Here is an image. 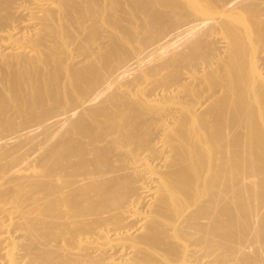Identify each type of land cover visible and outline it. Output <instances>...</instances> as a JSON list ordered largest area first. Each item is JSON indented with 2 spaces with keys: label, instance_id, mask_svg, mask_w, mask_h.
<instances>
[{
  "label": "bare ground",
  "instance_id": "6f19581e",
  "mask_svg": "<svg viewBox=\"0 0 264 264\" xmlns=\"http://www.w3.org/2000/svg\"><path fill=\"white\" fill-rule=\"evenodd\" d=\"M0 264H264V0H0Z\"/></svg>",
  "mask_w": 264,
  "mask_h": 264
}]
</instances>
